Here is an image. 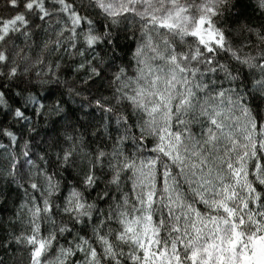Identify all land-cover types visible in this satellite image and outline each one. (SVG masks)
<instances>
[{"label":"clouds","instance_id":"1","mask_svg":"<svg viewBox=\"0 0 264 264\" xmlns=\"http://www.w3.org/2000/svg\"><path fill=\"white\" fill-rule=\"evenodd\" d=\"M0 264H264V0H0Z\"/></svg>","mask_w":264,"mask_h":264},{"label":"snow or ice","instance_id":"2","mask_svg":"<svg viewBox=\"0 0 264 264\" xmlns=\"http://www.w3.org/2000/svg\"><path fill=\"white\" fill-rule=\"evenodd\" d=\"M39 253H37V255H38Z\"/></svg>","mask_w":264,"mask_h":264}]
</instances>
